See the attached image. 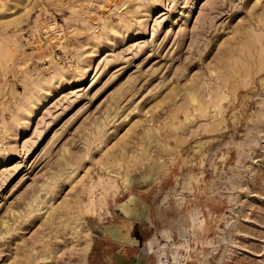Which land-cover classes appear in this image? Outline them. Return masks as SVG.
Instances as JSON below:
<instances>
[{"label":"rangeland","instance_id":"1","mask_svg":"<svg viewBox=\"0 0 264 264\" xmlns=\"http://www.w3.org/2000/svg\"><path fill=\"white\" fill-rule=\"evenodd\" d=\"M0 264H264V0H0Z\"/></svg>","mask_w":264,"mask_h":264}]
</instances>
